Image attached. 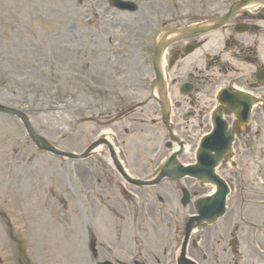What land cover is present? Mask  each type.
Instances as JSON below:
<instances>
[{"label": "rangeland", "instance_id": "374dc122", "mask_svg": "<svg viewBox=\"0 0 264 264\" xmlns=\"http://www.w3.org/2000/svg\"><path fill=\"white\" fill-rule=\"evenodd\" d=\"M105 1L89 0L87 5L79 6L74 5L72 0H0V104L25 112L36 133L64 151L81 153L108 126L120 139L118 127H127L122 122L120 125L113 121L107 122V118L94 119L98 113L106 115L111 108H107L105 103L96 104L93 101L92 84L73 78V75H82L87 71H83V68L95 60L97 51H105L109 39L117 36L115 32L119 28L115 25L124 18L110 9L109 5H103ZM233 1L195 0L190 3L189 0H161L162 5L170 10L173 5H230ZM143 5H138V11L126 17L133 28L147 14ZM93 12L98 13L94 18L91 15ZM110 46L116 50L113 42H110ZM85 77L88 81L89 78ZM96 107L101 109L97 110ZM260 127L262 130L257 149L254 153L243 151L240 164L248 175L247 178L239 179L241 194H245L243 197L247 200L263 198L255 177L262 176L264 180V119H260ZM132 137L127 135L124 139L132 143ZM120 142H124L122 138ZM119 145H116L117 150ZM120 150L132 177H141L144 169L152 170L149 161H143L134 147L123 145ZM105 151L103 148L85 162L94 170V179L104 181L103 187L98 188L87 169L37 151L18 123L0 116V210L9 216L14 233L25 243L27 255L43 258L46 247L37 246L33 237L36 238L40 233L41 217L44 216L50 225L56 221L54 225L62 234L64 226L67 237L71 236L72 241L76 242L77 231L83 228L84 223L92 222L97 217L96 211L94 216L91 213L89 204L83 203V210L76 202V196L80 201L86 193L90 196V206L91 199L97 202L103 200L106 194L115 199L113 205L119 209L116 213L110 209L109 215L103 217L110 236L112 222L126 228L136 207L123 203V198L119 196L124 188L106 162ZM74 172L80 180L78 183L73 178L69 179L68 174ZM224 172L222 166L219 173L223 175ZM69 183L70 190L61 186L65 184L69 187ZM54 186L62 193L53 192ZM103 190L108 193L104 194ZM51 192L63 199L60 200L71 217L68 222L59 217H62L61 211L54 202L46 206L48 193ZM116 192V196H111ZM159 210L167 212L162 207ZM44 211L47 213L44 214ZM125 211H130L129 217L125 216ZM174 212L168 213L171 215ZM102 213L105 212H98V216ZM147 222L146 217L137 220L140 226ZM0 264H16L15 246L6 236V226L1 224Z\"/></svg>", "mask_w": 264, "mask_h": 264}, {"label": "bare ground", "instance_id": "6f19581e", "mask_svg": "<svg viewBox=\"0 0 264 264\" xmlns=\"http://www.w3.org/2000/svg\"><path fill=\"white\" fill-rule=\"evenodd\" d=\"M79 2V1H78Z\"/></svg>", "mask_w": 264, "mask_h": 264}]
</instances>
